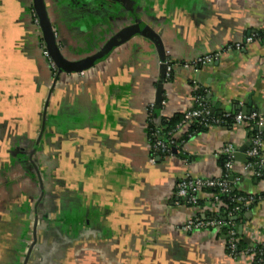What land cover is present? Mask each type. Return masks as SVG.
I'll use <instances>...</instances> for the list:
<instances>
[{
    "label": "crops",
    "instance_id": "obj_1",
    "mask_svg": "<svg viewBox=\"0 0 264 264\" xmlns=\"http://www.w3.org/2000/svg\"><path fill=\"white\" fill-rule=\"evenodd\" d=\"M43 2L63 59L95 63L53 71L34 0H0V264H252L221 232L183 230L221 212L210 192L199 209L176 194L188 176L219 178L232 144L238 191L255 201L232 220L245 251L264 247V180L245 170L252 129L212 126L168 157L146 131L151 105L156 122L194 106V82L211 115L264 113V42L246 43L264 30V0ZM238 43L199 72L183 66Z\"/></svg>",
    "mask_w": 264,
    "mask_h": 264
},
{
    "label": "built area",
    "instance_id": "obj_2",
    "mask_svg": "<svg viewBox=\"0 0 264 264\" xmlns=\"http://www.w3.org/2000/svg\"><path fill=\"white\" fill-rule=\"evenodd\" d=\"M36 26L39 28V21L38 19L35 20ZM255 36L249 37L246 39V43L250 44L252 43ZM242 48V45L240 43L236 45H228L225 48L221 49L220 51L206 54L203 56H199L195 58L194 60L185 63L183 66L187 69H192L196 72H199L202 67H205L207 65L213 64L214 62L218 61L224 53L227 51H230L232 49L240 50ZM45 57L48 60L51 68L53 71H56L57 67L50 58L48 52L46 51ZM167 67V77L172 76L173 69L171 67V61L165 62ZM196 89H200L196 82L193 83ZM203 109H195L194 106L188 109L184 112V118L183 121L180 123V125L177 127V130L174 131L171 135V138L169 139V142L158 140L153 148L156 151H160L162 154H164L166 157L173 155L171 147H178L179 145L176 144L178 141H180L188 132V129L192 125L194 119L204 117L205 118V125L207 127L212 126H220V123L218 120L210 118V110L206 106V103ZM155 109L154 105H151L148 109V119L153 116L155 119V114L153 115V110ZM225 117H228L226 115ZM235 124L234 126H244L249 127L254 123L256 127L260 130L264 128V115L258 114L256 112L251 113L250 115H243L242 113L237 115L235 118ZM261 134V133H260ZM252 137L250 140V148L247 151V156L249 159L258 158L262 156L263 151V139L260 136ZM171 146V147H170ZM236 152L235 147L232 144H229L225 147H223L220 150L221 156H226L227 161L225 163V170L226 173H222V175L219 178L216 179H203V178H194V177H186L185 179L181 180L177 184V191L176 194L178 197L182 199L188 200L189 204H192L195 206V208L199 209V202L201 199V196L203 194V191L205 189L209 188H219L222 193H228L231 185L228 182V177L233 173L234 171V154ZM263 166V163L261 162L257 166H253V164H246L245 170L247 171H254V176L259 178L262 177V174L259 171V168ZM223 172V171H222ZM213 200L217 203L216 207L222 206L221 202L219 201L218 197L212 196ZM254 201V199L248 195L245 196H239L233 199V202L237 203L238 205H246L250 202ZM215 207V208H216ZM223 207V206H222ZM239 210V206L236 207V211ZM232 216V214H230ZM230 230L228 231V239L226 240V246L229 249V256L232 258H237L242 255H249L250 257H253V254H250V251H243L241 253H237V240H236V229L234 224H229ZM222 224L218 220H206V219H194L188 221L186 224L183 225V230L185 231H193V230H211L214 231V233L218 234L221 232ZM258 264H264V254H262L261 258L258 260Z\"/></svg>",
    "mask_w": 264,
    "mask_h": 264
},
{
    "label": "trees",
    "instance_id": "obj_3",
    "mask_svg": "<svg viewBox=\"0 0 264 264\" xmlns=\"http://www.w3.org/2000/svg\"><path fill=\"white\" fill-rule=\"evenodd\" d=\"M255 37L261 41L264 42V30L262 31H258L255 33ZM193 98H194V108L195 109H203L205 105L204 102L206 103V106L209 108V105L207 104L208 101V97H207V92L205 90H203L202 88L197 89L194 94H193ZM202 104V105H201ZM258 114H263L260 111H255ZM156 113V110H153V115ZM253 113V112H252ZM241 114V112L237 111V110H229L226 113H222L221 115H210V118L218 120L221 126L224 127H231L235 124V120L234 118ZM226 115H228V117H225ZM184 118V113H178L175 114L173 117L168 118V119H162L161 122H156L154 117L151 116L148 119L147 122V137H148V141L150 143L151 146V150H152V155H157V156H161V157H165L164 154H162L160 151H156L153 146L155 145V143L158 140H163L166 142H169V139L171 138V135L174 131L177 130V127L180 125V123L183 121ZM256 125L254 123H252V125L249 126V128L252 129L251 134L253 135L252 137L258 136L260 134L259 130H256ZM208 128L205 125V118L204 117H200V118H196L194 119L192 125L190 126V128L188 129V132L183 135L182 139L180 141H178L176 144L181 145L183 143H186L190 140V138L201 134V133H205L208 131ZM260 136L264 137V132H262L260 134ZM171 147V146H170ZM174 148L177 149L176 147H171L172 153H174ZM227 161V157L226 156H222L219 163H220V167L223 171V173H226L225 170V163ZM250 164H253V166H257L258 164L261 163V157L258 158H253L249 160ZM260 173L262 174V177H259L258 179L260 180H264V171L259 168ZM238 179V177L232 173L229 177H228V182L231 185V188L229 190L228 193H222L221 190L219 188H209L206 189L208 192H210L213 196L218 197L219 201L222 204V208L221 212L218 213H206L205 215H198L195 219H206V220H218L221 224H222V228H221V235L222 236H226V238L228 239V231L230 230L229 224H234V221L232 220L233 217H241L243 214V211L245 209L244 205H238L237 203L233 202V199H235L236 197L239 196H245L246 194L241 193L238 191V187H237V183L236 180ZM260 198H264V194H262L261 196H259ZM190 207L195 208L194 205L189 204L188 200L183 199ZM255 200H258V198H256ZM255 203V201L253 202ZM199 206H201V203L199 202ZM239 206V210L236 211V207ZM230 214H232V216H230ZM240 235H238V232L236 231V240L238 243L237 246V253H241L243 251H245L247 249V247L245 246V244L243 243L242 240H240ZM227 252H229V249L227 248ZM252 254H253V263L252 264H258V260L261 258L262 254H264V247L263 246H256L255 248L252 249Z\"/></svg>",
    "mask_w": 264,
    "mask_h": 264
},
{
    "label": "water",
    "instance_id": "obj_4",
    "mask_svg": "<svg viewBox=\"0 0 264 264\" xmlns=\"http://www.w3.org/2000/svg\"><path fill=\"white\" fill-rule=\"evenodd\" d=\"M33 7L35 10L36 16L38 18V21H39V28H40L41 34L43 36L46 51L48 52L50 58L52 59V61L54 62V64L56 65V67L60 71L67 72V73L81 72V71L85 70L86 68H88L89 66H92L95 63V60L84 61V62L79 63V64L69 63V62L65 61L63 59V57L60 53V49L57 45V41H56L55 35L52 31L51 22H50V19L48 17L47 10H46V7L44 5L43 0H34V6ZM142 34L146 37H149L152 41H154L156 43V45L159 47L161 55L164 56V51L161 48V42H160L158 36L155 35L149 29L143 30ZM164 67L166 68L165 63H164ZM163 86H164V81L162 79V81L160 82V88L162 89ZM210 97L211 96L208 95V99ZM162 102H163V98L160 95L158 97L157 103H158V105H161ZM218 108H219V106H217L216 109H218ZM223 110H224V107H223ZM238 111H241V113L243 115H250L253 112L252 109H249L248 107H238ZM211 112L214 114L215 110L213 109V110H211ZM220 114H222V113H220ZM234 156L238 157L241 155H238L236 153ZM261 169L264 171V166L261 167ZM233 220H236V217L233 218ZM241 229L242 228H240L239 230H241Z\"/></svg>",
    "mask_w": 264,
    "mask_h": 264
},
{
    "label": "rangeland",
    "instance_id": "obj_5",
    "mask_svg": "<svg viewBox=\"0 0 264 264\" xmlns=\"http://www.w3.org/2000/svg\"><path fill=\"white\" fill-rule=\"evenodd\" d=\"M50 65V64H49Z\"/></svg>",
    "mask_w": 264,
    "mask_h": 264
}]
</instances>
